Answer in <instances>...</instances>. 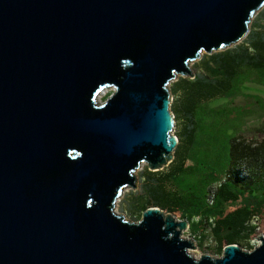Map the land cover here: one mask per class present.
<instances>
[{
  "label": "water",
  "instance_id": "obj_1",
  "mask_svg": "<svg viewBox=\"0 0 264 264\" xmlns=\"http://www.w3.org/2000/svg\"><path fill=\"white\" fill-rule=\"evenodd\" d=\"M263 6L0 0V264H264V236L196 258L187 219L113 211L142 164L172 162L171 81L244 39Z\"/></svg>",
  "mask_w": 264,
  "mask_h": 264
},
{
  "label": "rangeland",
  "instance_id": "obj_2",
  "mask_svg": "<svg viewBox=\"0 0 264 264\" xmlns=\"http://www.w3.org/2000/svg\"><path fill=\"white\" fill-rule=\"evenodd\" d=\"M263 8L264 6L256 12L249 23V32L252 28V22ZM244 39L216 52L229 49L233 53L241 46V42ZM208 55L210 54L203 53L200 58L192 61L191 77L189 75H176L169 87L174 120L171 134L178 141L176 146L179 145L180 155L183 153L184 156L183 171L180 172V176L184 179V187L178 188L175 185V180L166 183V191L169 192V198L176 202L192 199L195 196L201 197L203 194L209 196L208 200L211 199L218 184L217 179L224 175V170L227 166L229 140L231 137L238 136L252 144H259L264 139L263 68L240 67L237 76L230 79V85L222 92L217 93L212 99L195 102L197 98L193 97L192 102L189 100L191 98L190 91L191 87H193L191 85L193 78L203 71L204 65L210 62ZM104 91L105 93L101 97L102 100L111 92V89ZM193 102H195V105L193 104L194 106L189 108ZM191 123L193 129L191 140L189 141L185 136L186 128ZM173 160H175L174 153ZM169 164L160 169L159 172H167ZM145 167H147L146 163L135 170L137 177L139 172L144 170ZM139 187L140 182L138 180L135 189L122 192L113 211L120 214L124 219L137 222L141 218L138 207L145 204V201L137 193ZM183 188H186V191H182L181 189ZM258 196L264 199V182L263 186L258 189ZM249 200L246 195H241L235 199L229 198V200L226 199L225 201L220 199L215 206L214 216L211 217L214 220H220L234 213L236 209L248 205ZM157 208L165 214L173 215L177 219H185L180 211L171 212L172 210ZM254 214V218L251 217L248 222V226L254 231L248 234L242 233L241 236L243 237L235 243L240 249L245 251L251 250L258 244L255 237L264 235V217H261L258 213ZM255 218L258 219L256 220ZM186 230V232L184 231V237L192 239L195 244V249L190 250V254L193 257L199 258L205 254L211 257H219L222 254L217 240L209 227H202V237L192 235L189 228Z\"/></svg>",
  "mask_w": 264,
  "mask_h": 264
},
{
  "label": "trees",
  "instance_id": "obj_3",
  "mask_svg": "<svg viewBox=\"0 0 264 264\" xmlns=\"http://www.w3.org/2000/svg\"><path fill=\"white\" fill-rule=\"evenodd\" d=\"M231 52L232 50L227 49L207 56L210 62L204 65L205 70L199 72L191 83L193 86L190 91L191 98H189L191 102L193 97L197 98L195 102H199L212 99L217 93L222 92L230 85V79L237 76L240 67L264 69V8L255 17L252 28L241 42V46L235 52ZM195 102L189 108H192ZM192 129L191 123L186 128L185 136L189 141ZM178 147L179 145L174 150L175 160L169 164L167 172L150 171L147 167L139 172L140 187L137 193L145 204L140 205L138 210L141 215L148 207H160L168 211L172 210L171 212L180 211L182 217L189 221L188 228L191 232H198L199 228L209 227L222 251L226 244L236 243L242 238V233L248 234L252 231L248 222L254 213L264 217V199L258 196V189L264 182V139L259 144H252L238 136L231 137L227 166L224 175L217 179L218 184L210 200L205 194L201 197L179 200V202L169 198V192L166 191L167 182L175 180L178 188L184 187V179L180 176V172L183 171L184 156L183 153L180 155ZM181 190L186 191V188ZM241 195H246L250 199L248 205L236 209L234 213L220 220L212 219L211 216H214L215 206L220 199L225 201Z\"/></svg>",
  "mask_w": 264,
  "mask_h": 264
},
{
  "label": "crops",
  "instance_id": "obj_4",
  "mask_svg": "<svg viewBox=\"0 0 264 264\" xmlns=\"http://www.w3.org/2000/svg\"><path fill=\"white\" fill-rule=\"evenodd\" d=\"M190 231V233L192 234V235H194V236H202V228H199V231L198 232H191V230H189Z\"/></svg>",
  "mask_w": 264,
  "mask_h": 264
},
{
  "label": "built area",
  "instance_id": "obj_5",
  "mask_svg": "<svg viewBox=\"0 0 264 264\" xmlns=\"http://www.w3.org/2000/svg\"><path fill=\"white\" fill-rule=\"evenodd\" d=\"M253 218H254V216H253ZM255 219L257 220L258 218H255ZM184 231L186 232L187 230H184ZM184 231H183V233H182V236H183V237H184V233H185ZM263 236H264V235H263Z\"/></svg>",
  "mask_w": 264,
  "mask_h": 264
},
{
  "label": "bare ground",
  "instance_id": "obj_6",
  "mask_svg": "<svg viewBox=\"0 0 264 264\" xmlns=\"http://www.w3.org/2000/svg\"><path fill=\"white\" fill-rule=\"evenodd\" d=\"M103 93H105V91ZM117 202H118V200H117ZM189 252H190V249H189Z\"/></svg>",
  "mask_w": 264,
  "mask_h": 264
}]
</instances>
